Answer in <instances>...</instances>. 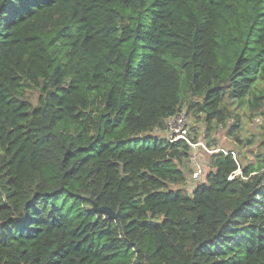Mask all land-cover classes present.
Returning a JSON list of instances; mask_svg holds the SVG:
<instances>
[{
	"label": "trees",
	"instance_id": "trees-1",
	"mask_svg": "<svg viewBox=\"0 0 264 264\" xmlns=\"http://www.w3.org/2000/svg\"><path fill=\"white\" fill-rule=\"evenodd\" d=\"M184 109L259 129L190 194ZM0 264H264V0H0Z\"/></svg>",
	"mask_w": 264,
	"mask_h": 264
},
{
	"label": "rangeland",
	"instance_id": "rangeland-1",
	"mask_svg": "<svg viewBox=\"0 0 264 264\" xmlns=\"http://www.w3.org/2000/svg\"><path fill=\"white\" fill-rule=\"evenodd\" d=\"M29 98L32 99V102L35 103L36 100V94L30 93ZM186 110H183V113L185 114ZM186 122L187 127L189 130L190 137L194 139L196 142L202 143L209 151H217V152H229L230 150H235V152L239 151V157H246L247 159L251 160L252 155L251 153H254L258 146V133L259 129L257 127V124L254 122L246 121V126L242 124V129L238 133H240L241 138H252L255 140L254 144L252 146H243L238 145L232 136H228L227 128L224 127H212V130L206 131V126L200 122L199 119L194 118V116L186 115ZM245 120V118L243 119ZM156 135L167 138L166 132L161 130L155 131ZM168 139V138H167ZM246 141V140H245ZM216 153V152H214ZM214 153H207L201 149L197 150V154L199 159L204 164L205 172L206 174L210 171V164H211V155ZM190 160L185 161V168L183 170L185 171L186 175V182L181 185L177 186V188L183 189L187 193H191L193 188L189 183H187L189 176H190Z\"/></svg>",
	"mask_w": 264,
	"mask_h": 264
},
{
	"label": "built area",
	"instance_id": "built-area-1",
	"mask_svg": "<svg viewBox=\"0 0 264 264\" xmlns=\"http://www.w3.org/2000/svg\"><path fill=\"white\" fill-rule=\"evenodd\" d=\"M165 132L169 142L182 140L189 146L190 153L188 161L190 160V176L187 183H189L193 188L196 185L201 184L204 181L206 172L204 164L199 157H197V150L201 149L207 153H214L217 151H209L204 145H202V143L192 141L184 113H179L175 116L167 118L165 120Z\"/></svg>",
	"mask_w": 264,
	"mask_h": 264
},
{
	"label": "water",
	"instance_id": "water-1",
	"mask_svg": "<svg viewBox=\"0 0 264 264\" xmlns=\"http://www.w3.org/2000/svg\"><path fill=\"white\" fill-rule=\"evenodd\" d=\"M86 201L91 205L93 212L106 215L108 219L117 220L121 217L119 212H114L108 207H98L97 204L90 198H86Z\"/></svg>",
	"mask_w": 264,
	"mask_h": 264
},
{
	"label": "clouds",
	"instance_id": "clouds-1",
	"mask_svg": "<svg viewBox=\"0 0 264 264\" xmlns=\"http://www.w3.org/2000/svg\"><path fill=\"white\" fill-rule=\"evenodd\" d=\"M183 113V112H182ZM167 139V138H166Z\"/></svg>",
	"mask_w": 264,
	"mask_h": 264
},
{
	"label": "crops",
	"instance_id": "crops-1",
	"mask_svg": "<svg viewBox=\"0 0 264 264\" xmlns=\"http://www.w3.org/2000/svg\"><path fill=\"white\" fill-rule=\"evenodd\" d=\"M193 188V187H192Z\"/></svg>",
	"mask_w": 264,
	"mask_h": 264
}]
</instances>
